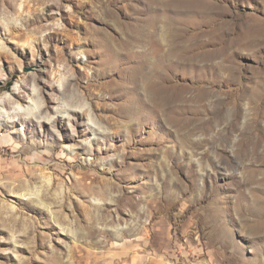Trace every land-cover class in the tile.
I'll return each mask as SVG.
<instances>
[{
  "label": "rangeland",
  "instance_id": "rangeland-1",
  "mask_svg": "<svg viewBox=\"0 0 264 264\" xmlns=\"http://www.w3.org/2000/svg\"><path fill=\"white\" fill-rule=\"evenodd\" d=\"M165 1L0 0V264H264V0Z\"/></svg>",
  "mask_w": 264,
  "mask_h": 264
},
{
  "label": "bare ground",
  "instance_id": "bare-ground-1",
  "mask_svg": "<svg viewBox=\"0 0 264 264\" xmlns=\"http://www.w3.org/2000/svg\"><path fill=\"white\" fill-rule=\"evenodd\" d=\"M157 1H159V4L161 5V6H165L166 5V1L165 0H157ZM152 2V1H151ZM168 2H169V0H168ZM153 3V2H152ZM150 4V3H149ZM169 5H170V3H168ZM160 5H158V7L160 6ZM180 5V7H181V4H179ZM183 6V5H182ZM154 7H156V4H155V6ZM154 9V8H153ZM162 9V8H161ZM156 10V9H155ZM164 10V9H163ZM165 11H166V9H165ZM164 12V11H163ZM183 12V11H182ZM167 13H168V11H167ZM177 13V12H176ZM184 14V13H183ZM167 24V23H166ZM163 25V24H162ZM159 26V25H158ZM151 29V28H150ZM158 30V29H157ZM147 31H148V29H147ZM150 31V30H149ZM131 41H130V43H129V48L131 49V53H132V51L133 50H135V48L137 47V46H142L143 48H144V50L141 52V54L142 55H148V53H149V48H146V44H151V45H153L152 43H154L156 40H154L153 38H152V36L153 37H155L154 35H151V33H147L146 31H145V29H143V30H137V29H135V28H132L131 29ZM157 32V31H156ZM155 32V33H156ZM159 32V31H158ZM148 34H150V35H148ZM153 34V33H152ZM167 36V40L165 39V37ZM169 35H170V33L168 32V28H167V26L165 27V25L164 26H162L161 28H160V32L158 33V36L159 37H161L160 38V40H164V41H168V38H169ZM156 44V43H155ZM160 44V43H159ZM158 44V45H159ZM161 45H163V44H161ZM154 46V45H153ZM148 47V46H147ZM162 47V46H161ZM165 48V47H164ZM168 51V50H167ZM133 52H135L136 53V51H133ZM167 53V52H166ZM169 56H170V54H168ZM135 57V56H134ZM139 57V56H138ZM166 59H168V57L166 58ZM170 59V58H169ZM169 59H168V61H169ZM154 60V59H153ZM162 60V59H161ZM164 60V59H163ZM140 62H142V64H140L139 66H137V64H139V63H137L135 66H132L131 67V69H132V72L135 74V76H136V78L135 79H137L138 81H142L143 83H145V86L148 88V90L150 89L151 90V93H152V96H153V99H154V101L156 102V103H158V104H160V105H164V106H166V105H168V100H170L169 99V97H168V95H167V93H166V87L162 84L163 82H162V80H161V82H160V85L159 86H157V84H153L152 82H151V80H150V77H151V74H153L152 73V67H150V65H151V60H150V58L147 56L145 59H143L142 61H140ZM155 62V61H154ZM165 62V61H164ZM164 62H162V63H164ZM154 64V63H153ZM155 67V66H154ZM157 67V66H156ZM161 67H162V65H161ZM164 67V66H163ZM165 67H166V65H165ZM164 67V68H165ZM166 73V72H165ZM160 74V73H159ZM161 75H162V73H161ZM168 75V74H167ZM152 76H154V75H152ZM161 77V76H160ZM165 77V76H164ZM163 77V78H164ZM154 78V77H153ZM158 79V78H157ZM161 79V78H160ZM158 84H159V82H158ZM163 85V86H162ZM153 86H154V88H153ZM145 91H147V90H145ZM170 103V102H169ZM167 107V106H166ZM164 108V107H163ZM250 119V118H249ZM246 121V120H245ZM249 123V122H248ZM226 125V124H225ZM262 125V124H261ZM263 126V125H262ZM248 128V127H247ZM260 128V127H259ZM243 129H245V128H243ZM242 130V129H241ZM245 131V130H244ZM234 133V132H233ZM251 140V139H250ZM254 141V140H253ZM255 143V142H254ZM253 145V144H252Z\"/></svg>",
  "mask_w": 264,
  "mask_h": 264
}]
</instances>
